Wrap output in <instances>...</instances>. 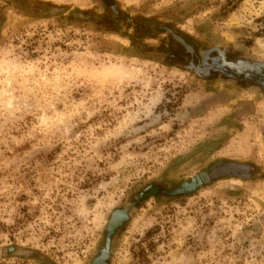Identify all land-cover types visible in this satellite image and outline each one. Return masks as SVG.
Listing matches in <instances>:
<instances>
[{"label":"rangeland","instance_id":"1","mask_svg":"<svg viewBox=\"0 0 264 264\" xmlns=\"http://www.w3.org/2000/svg\"><path fill=\"white\" fill-rule=\"evenodd\" d=\"M263 63L264 0H0V264H264Z\"/></svg>","mask_w":264,"mask_h":264},{"label":"water","instance_id":"2","mask_svg":"<svg viewBox=\"0 0 264 264\" xmlns=\"http://www.w3.org/2000/svg\"><path fill=\"white\" fill-rule=\"evenodd\" d=\"M259 69L256 73H248V75L256 80L264 82V63L259 65Z\"/></svg>","mask_w":264,"mask_h":264},{"label":"bare ground","instance_id":"3","mask_svg":"<svg viewBox=\"0 0 264 264\" xmlns=\"http://www.w3.org/2000/svg\"><path fill=\"white\" fill-rule=\"evenodd\" d=\"M209 56H207L208 58ZM212 61H216V56H214L212 58ZM238 68H239V71H243V69H248V70H251L252 69V64L251 63H248L247 61H242L240 63H238Z\"/></svg>","mask_w":264,"mask_h":264}]
</instances>
